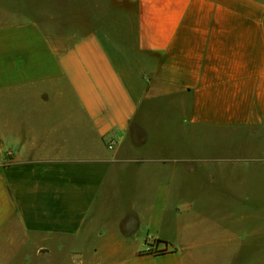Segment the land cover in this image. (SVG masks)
<instances>
[{
  "label": "crops",
  "instance_id": "obj_1",
  "mask_svg": "<svg viewBox=\"0 0 264 264\" xmlns=\"http://www.w3.org/2000/svg\"><path fill=\"white\" fill-rule=\"evenodd\" d=\"M263 144L264 0H114L64 49L0 26V236L50 264H264ZM216 163L240 200L187 224Z\"/></svg>",
  "mask_w": 264,
  "mask_h": 264
},
{
  "label": "rangeland",
  "instance_id": "obj_2",
  "mask_svg": "<svg viewBox=\"0 0 264 264\" xmlns=\"http://www.w3.org/2000/svg\"><path fill=\"white\" fill-rule=\"evenodd\" d=\"M113 2L114 0H0V26L36 21L41 25L47 36L57 43L60 48L64 49L92 32L97 27L103 13L112 7ZM262 139V137H255L242 132L232 133V135L216 133L203 138L201 143L218 146H242L251 144L252 140L262 144ZM242 165L245 164H240L238 169H241ZM260 165H262V161ZM210 167L213 169L207 172L205 176L218 175L217 183L207 182L206 180L202 183L185 185L187 193L197 194L199 199L200 196L201 198L202 196L208 198V200L203 198V200H199L202 207L199 206L197 217L187 216V224L198 223L200 219L204 220L206 218L212 219V222L217 219V221L225 223V215L228 214V210L235 202V207L239 202L235 197L237 196L240 200L239 196L242 194V190L238 191L240 187L233 185L230 180V177L232 178L238 170L227 164L216 163ZM261 169L262 166H260ZM252 171L251 169L250 175ZM128 190H130L129 184L122 186L121 191ZM209 202L212 203V206L209 205ZM260 205H264V196L260 200ZM195 207L198 209L197 204H195ZM209 209L213 213L207 216L205 212ZM11 238L14 240V244H12ZM0 261L7 264H50L49 259L45 256L36 254V245L25 238L16 224L12 230H7L0 236Z\"/></svg>",
  "mask_w": 264,
  "mask_h": 264
},
{
  "label": "built area",
  "instance_id": "obj_3",
  "mask_svg": "<svg viewBox=\"0 0 264 264\" xmlns=\"http://www.w3.org/2000/svg\"><path fill=\"white\" fill-rule=\"evenodd\" d=\"M110 149H112V144H111V146H110Z\"/></svg>",
  "mask_w": 264,
  "mask_h": 264
}]
</instances>
